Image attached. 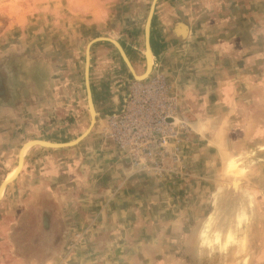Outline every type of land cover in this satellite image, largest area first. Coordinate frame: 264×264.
Returning a JSON list of instances; mask_svg holds the SVG:
<instances>
[{"label":"rangeland","instance_id":"obj_1","mask_svg":"<svg viewBox=\"0 0 264 264\" xmlns=\"http://www.w3.org/2000/svg\"><path fill=\"white\" fill-rule=\"evenodd\" d=\"M151 2L0 0V109L21 104L24 116L33 120L34 101L37 109L45 108L37 120L42 114L48 118L35 121L33 133L24 137H42L49 130L63 133V142L87 129L84 67L92 38L116 39L135 74L144 75L135 78L109 40L90 43L95 120L87 134L68 145L75 151L49 180L34 177L25 166L5 182L15 165L22 167L20 147L31 141L14 138L22 131L12 128L16 113L0 110L4 122L9 120L3 125L9 138L0 139V183L5 182L3 192L0 185V264H254L238 250L253 240L250 233L260 223L254 158H248L246 170L237 169L235 157L223 172L204 169L195 128L180 106L191 78L178 74L181 68L189 73L198 55L185 52L181 62L175 59L172 42H156L169 28L150 25V15L147 39L154 58L151 69L146 67L144 24ZM208 3L222 9L208 11L215 18L230 20L238 18L235 5L249 6L241 24L246 40L255 36L256 42L246 47L264 52V0ZM156 5L157 0L153 12ZM186 29L181 26L182 36ZM212 29L198 27L200 34ZM167 47L170 57L161 53ZM51 74L55 92L43 107L45 96L37 103L35 88ZM60 118L61 128L55 124ZM32 148L25 149L27 163ZM211 175L216 179L209 180Z\"/></svg>","mask_w":264,"mask_h":264},{"label":"crops","instance_id":"obj_2","mask_svg":"<svg viewBox=\"0 0 264 264\" xmlns=\"http://www.w3.org/2000/svg\"><path fill=\"white\" fill-rule=\"evenodd\" d=\"M210 4L208 0H157L150 25L155 23L157 27L169 28L167 35L157 37L156 42L165 44L172 42L175 59H181V62L185 59V52H190V55H194L195 52L198 55L197 64L191 66L189 73H183L181 68L178 74L185 76L189 74L191 78L189 86L183 88L180 106L188 112L185 114L195 128L193 137L204 169L207 172H223L228 169L229 160L235 157L237 169L246 170L248 158L250 156L254 158L253 186L261 192L257 195L255 190V198L262 208L258 216L260 223L256 224L254 232L250 233L254 237L253 240L247 241L243 247L240 245L238 250L244 252L243 259L249 258L254 264H264V221L261 222L264 220V52L254 47L252 50L246 47V43L250 46L256 42L255 36H249L246 40L245 26L241 24L243 22L241 13L249 10V6L241 3L235 5V11L238 12L235 17L238 18L230 20L228 15H222L221 18L216 15L215 18V15L209 12H218L222 9L219 6L211 9ZM182 24L187 28L184 36H182ZM219 25L223 28L217 32L214 28ZM201 26L213 28L212 34H200L198 27ZM187 44L189 49L186 48ZM151 48L154 58V49ZM170 49L167 47L161 53L165 57H170ZM51 70L54 73L53 67ZM51 77H41L35 88L37 103L43 99L41 95L45 96L46 105L44 104L43 107L48 106V101L55 92L56 86L53 85L54 80ZM203 80L207 82L206 85L202 84ZM198 81L201 82L197 83ZM20 105L16 107L15 104H2L3 108L0 110L7 113L9 108H12L13 114L19 116V118L13 116L12 128L22 130L14 137L22 139V137L26 138L25 135L33 133L34 127L31 128V125L35 124L36 128L35 121L39 123L41 119L45 121L48 118H44L45 115L42 114L43 117L37 120V112H42L45 108L37 109L39 105L35 106L34 101H31L35 119L31 116L33 120H29L24 116V108L20 109ZM0 121V139L9 138L8 130L4 131L3 128L9 120L4 122L5 118L1 116ZM55 124L61 128L62 119H58ZM41 134L42 137H33V139H40L46 143L60 142L61 137L64 136L63 133H52L49 130ZM28 140H30L28 137L24 139L25 142ZM35 145V148L30 150L28 163L25 162V150L20 170L28 166L34 177L45 180L53 179L58 170H63L64 158L75 151V148L70 146ZM219 161L220 165H218ZM249 176V173L245 174L248 180H250ZM215 179L213 175L209 176V180Z\"/></svg>","mask_w":264,"mask_h":264},{"label":"water","instance_id":"obj_3","mask_svg":"<svg viewBox=\"0 0 264 264\" xmlns=\"http://www.w3.org/2000/svg\"><path fill=\"white\" fill-rule=\"evenodd\" d=\"M154 1L155 0H152V2H151V5L149 7V11H148V14H147V17H146V20H145V24H144V30H145L144 38H145V47H146L145 57H146V60H147L146 67H148V52H149V49H148V39H147V30L149 28V24H148L149 23V18H150V15H152L151 12H153V4H154ZM181 26L184 27L183 24ZM97 40H109L110 42H112L116 46V48L118 49V51H119L122 59L124 60L125 64L129 68V70L132 72V74L134 75V77L140 79V77H138L139 75H136L135 74L134 69H133V67H132V65H131V63H130V61H129L126 53H125V51L123 50L122 46L120 45V43L116 39L110 38V37H106V36H97V37L92 38L87 43V46H86V52H85V67H84L85 89H86L87 104H88L89 114H90V123H89V126L87 127L88 130L86 129L87 131L85 130L84 132H82L80 135H78L74 139H72L70 141H66V143H63V142H49V141H47L48 143H40L39 142L40 139H30V140H28V141H33L32 145L41 144L43 146H49V147H60V146L72 145V144H75L76 142H78L82 138V136H84V134H87V132L89 131L90 127L93 125V122L95 120V109H94L93 102H92L91 90H90L89 80H88V64H89V45H90V43H92L94 41H97ZM150 69H151V66H150ZM74 141H75V143H74ZM19 165H20V162H19ZM19 170L17 171V173L19 172ZM2 183H3V181L0 183V185Z\"/></svg>","mask_w":264,"mask_h":264},{"label":"bare ground","instance_id":"obj_4","mask_svg":"<svg viewBox=\"0 0 264 264\" xmlns=\"http://www.w3.org/2000/svg\"><path fill=\"white\" fill-rule=\"evenodd\" d=\"M144 35H145V30H144ZM149 36V35H148ZM146 48V47H145ZM147 61V60H146ZM151 62H152V55H151V53H150V51L148 52V66H150L151 65ZM147 72V71H146ZM148 75V74H147ZM142 76H144V75H142ZM142 76H139V77H142ZM83 137V136H82ZM32 143H33V141H31ZM31 142H29V143H27L24 147H23V149H22V151H21V158H20V161L22 160V157H23V155H24V152H25V149L28 147V146H30L32 143ZM40 143H43V142H40ZM18 166V167H17ZM21 166H19L18 164L15 166V168L13 169V170H11L8 174H7V176H6V178H5V182L8 180V179H11L15 174H16V172L18 171V169L20 168ZM5 182H3V183H5ZM2 186H3V184L1 185V190H2ZM235 186V185H234Z\"/></svg>","mask_w":264,"mask_h":264},{"label":"built area","instance_id":"obj_5","mask_svg":"<svg viewBox=\"0 0 264 264\" xmlns=\"http://www.w3.org/2000/svg\"><path fill=\"white\" fill-rule=\"evenodd\" d=\"M157 123H160V122H157ZM163 142V141H162ZM161 143V142H160Z\"/></svg>","mask_w":264,"mask_h":264}]
</instances>
